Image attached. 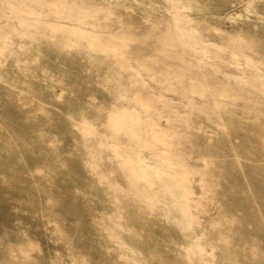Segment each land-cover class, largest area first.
<instances>
[{"label": "rangeland", "instance_id": "1", "mask_svg": "<svg viewBox=\"0 0 264 264\" xmlns=\"http://www.w3.org/2000/svg\"><path fill=\"white\" fill-rule=\"evenodd\" d=\"M190 1L191 7L184 9V13H188L189 24L185 16L180 15L183 13L177 16L176 5L171 6L173 0H0V44H5L1 49L2 57L5 59L0 64V141L11 149L9 150L13 152L12 155L19 156L17 160L16 157H6L5 150L0 144V264H18L15 261L20 260L19 257L23 251L26 252L27 264H84L85 262V264H118L115 260L116 248L107 246L105 234L98 233L93 222L94 217H101L107 210V206L100 200V194L96 195L86 187L89 180L87 170L73 151L72 134L64 130L59 121H62L66 115L64 102L69 100L74 103L77 113L73 114H78L77 119H84L92 114L86 113L91 104L100 103L105 99L106 101L114 99L117 102L121 96L117 85L119 79H114L117 82L110 85L108 89L99 82H95L98 70L90 73L85 61L89 56L93 58L98 56L97 49L81 44L69 45L67 42L70 40L75 39L83 43L86 38L87 40L89 37L93 38L92 41L98 42L100 48L107 47V50L116 53V61H118H115L117 65L114 63L117 66L116 73L130 72L125 63L131 61L135 64L137 60L136 67L139 66L138 69L144 76L147 74L146 77L150 79L154 73L164 71L168 67L171 70L172 66L169 62L174 58H182L187 62L191 60L189 63L198 65L202 71L193 74L186 69L183 73L184 79L181 80L182 87L184 85L186 87L188 83L195 85L203 81L202 74L206 75L208 85L206 82L205 85L209 93L207 97L211 104H221L231 108V113L248 114L252 118L264 115L263 109H257L256 106L259 103L253 100L251 93L246 97L241 92L232 90L236 88L235 83H243L239 79L242 77L237 75L245 73V69L247 71L245 64L232 65L228 61H223L226 51L233 48L230 40L239 38L242 44L237 45L239 53L248 57L251 64L264 70V0ZM54 6L59 10L57 13L49 11ZM249 7L250 9H247ZM173 8L177 13H173ZM76 10L78 12L75 13ZM22 19L27 22L20 25L19 21ZM19 25L23 32H17ZM92 26L98 28L95 30L84 28ZM89 32L92 36H88ZM82 34L87 36L84 37ZM120 35L124 38L120 39ZM157 35H160L159 38ZM96 36L102 40L97 41ZM169 36L176 43L175 49H171L168 45ZM148 39H158V41L141 44ZM189 41H193L192 46ZM205 48L215 53L214 57L218 59L215 66L207 62ZM177 53L178 55H175ZM166 54H169L168 58ZM159 59L162 61L160 62ZM151 60L157 63L153 61L154 65ZM164 61L166 66L168 65L167 68L163 64ZM22 62L29 67L19 68L18 63ZM119 65H121L120 70ZM218 68L224 72L219 73ZM120 73L117 75L120 76ZM211 73L217 74L221 81L214 79ZM136 76L139 75L136 74ZM261 78L264 80V74ZM25 82L40 91L35 94L39 100L36 102H40L46 113H40L31 105L17 104L18 93L21 92V88L25 89L26 86L22 84ZM154 91L156 97L158 95V98L162 97V100H166L164 97L167 95L164 93L162 84L158 83ZM184 97L182 94L177 102L185 107L187 103ZM129 99L133 100L134 104L131 117L135 126L134 135L137 136L117 126H114L117 131L114 129L112 134L115 137L117 135V138H120L125 145L135 142L133 137L136 138V142L145 145L141 160L146 166L153 167L158 165L157 155H162V152L166 151L165 147L167 149V146L171 144L168 138L170 137L172 141V132L166 128L165 123L166 117L172 113H149L146 105L135 93L131 94ZM224 113L223 110L213 113L218 115L219 121L212 125L213 128H224L220 134L203 131L194 126L182 128L176 132L180 136L178 135L179 143L177 140L175 143L182 144L184 147L181 162L192 169L200 168L201 173L197 176L200 177L202 174L206 187L202 191L196 183H192L197 198L207 205L204 212L200 211L202 214L198 213L197 221L201 223L196 222L197 225L190 230V236L194 238L192 242L198 246L196 249L199 254L190 253L191 261H189L191 264H248L251 260L249 264H264V187L262 185L264 181V133L262 132L264 131L259 130L256 137L262 143L259 140L255 141L253 132L249 133L251 131L249 127H240L235 130ZM158 114L161 116H157ZM193 114H198V120L203 113ZM13 115L20 117L19 120L6 124L5 119ZM221 115L223 117L219 118ZM145 119L147 121L150 119L149 123H146ZM227 122H229L228 127L223 125ZM33 126L37 133H31ZM158 140L160 142L163 140L164 144ZM121 150L125 159L128 160L123 148ZM31 156H33V162L26 161ZM170 164H172L170 159L162 157V163H159V166L165 168ZM117 178L122 179L120 176ZM143 182L144 179L141 178L140 183L143 184ZM80 188L83 190L82 194L78 191ZM237 221L240 223L238 224ZM160 224L168 242L148 238L147 234L154 230L150 220L134 227L128 218L126 229L137 232L136 242L148 258L162 256L165 261L166 257L169 258L167 263L179 264L176 255L174 257L169 247L164 246V243L181 244L178 234L171 222L166 221ZM222 240L225 243L230 241V243L225 245ZM6 244L8 246L4 248ZM215 253L216 256H214ZM4 258H7L9 262L6 263Z\"/></svg>", "mask_w": 264, "mask_h": 264}, {"label": "bare ground", "instance_id": "2", "mask_svg": "<svg viewBox=\"0 0 264 264\" xmlns=\"http://www.w3.org/2000/svg\"><path fill=\"white\" fill-rule=\"evenodd\" d=\"M170 3H171V1H170ZM170 3H169V6L171 5ZM172 4L173 5H171V6H173V7H175L174 5H176L175 8L177 9V12H178L177 13L175 11V9L173 8L174 9L173 13L176 12L177 16H180V15L182 17L185 16L184 17L185 20L190 24V19L187 16L188 13L187 14L184 13V9L186 8V10H187L191 7V5H192L191 1L190 0H173ZM201 9H203V8H201ZM247 9H250V7ZM49 11L53 12V13H57L59 10L56 8V6H54ZM72 12H74V11L72 10ZM76 12H78V10H76L75 13ZM180 13H183V14H180ZM178 14H180V15H178ZM257 16H259V15H257ZM88 19H86V20L91 21ZM171 21H172V19H171ZM26 22L24 19H22L19 21V24L22 25V24H25ZM20 25L17 28V32H20V31L23 32V30L21 29L22 27ZM78 27H83V26L78 25ZM185 27H186V25H185ZM185 27H184V29H185ZM189 27H192V26H189ZM84 28L88 29V30H95L98 27L92 26V27H87V28L84 27ZM107 29H110V28H107ZM170 29H171V27H170ZM79 30H81V29H79ZM194 31H195V29H194ZM107 32H110V31H107ZM178 32L180 33L179 30H178ZM90 33L91 32H89L88 36H92V35H90ZM94 33L96 34L97 32H94ZM184 34L188 35L187 33H184ZM77 35H79V34H77ZM82 35L84 37L87 36L84 34H82ZM159 36L160 35H157V38H159ZM180 36H184V35H180ZM93 37H94V35H93ZM169 37H170V40L168 42L169 43L168 45L170 46L171 49L172 48L175 49V47H177L175 45L176 43L173 42L171 36H169ZM96 38H97V36H96ZM116 38H118V36H116ZM121 38L123 39L124 37L121 36L120 39ZM88 39L89 40H87V38H86V40H84L83 43L82 42L80 43L78 40H75V39H72L67 43L69 45L81 44L85 47L97 49L98 56H96L94 58L90 57V56L87 57L85 64H87L89 66L88 71L90 73H92L91 71L95 72L96 70H98L94 80H95V82L96 81L99 82L105 89L110 88L111 87L110 85L117 82V81L115 82L114 79H116V78L119 79L117 82L118 91L121 95L117 99L118 100L117 102H119V103L117 104L116 100H114V99L109 100V101H106V99H105V100H102L100 103H95L93 101L95 104L89 105V108H88V110H86V113H92V114L95 113V114H93V115L90 114V115L84 117V119H77L76 116L78 114L77 115L73 114V113H77V111H75V108L73 106L74 103H73V101L69 100L66 103L64 102V104H66V109H65L66 115L63 117L62 121H59V123L61 122V126L64 130H66L67 132L72 134V137H73L72 140H73V145H74L73 151L75 154H77L79 156V160H80L81 164L87 170L86 173H88V175H89V180L87 181L86 187H88L96 195L100 194L99 195L100 200L104 201V204L107 206V210L102 213L101 217H99V216L94 217V220H93V222L95 223L94 227H95L96 231H98V233H104L105 234V236H106L105 242L107 243V246H113L116 248L115 260L117 261L118 264H169L170 262L167 263V259H169L167 257H166V261L164 260V257H162V256H159L156 258L151 256V258H148V255H146L143 252L141 247L136 242L137 232L135 230L132 231L128 228L126 229L128 218H129V221L133 223L134 227H138V226L144 224L147 220H150L153 224L154 230L152 231V233L147 234L148 238H150V239H162V241L168 242L169 240L165 238V233L162 232L163 229L160 226L161 225L160 223L169 221L173 224L175 231L177 232L178 237L181 241L180 242L181 244L170 245V244L164 243V246L169 247L170 251L172 253H174L173 254L174 257L176 255V258H177L179 264H191L190 263L191 259H189L190 253H193V254L196 253L197 254L198 250L196 249L197 245L196 246L194 245L195 242L194 243L192 242V239H194V238H191L190 230L195 225H197L196 222H198L197 221L198 213L200 211L205 210L206 205H207L206 203H203L200 198H197V196L195 195V189L193 188V184L196 183L198 185V187L200 188V190L204 191L206 188L205 187V180H204L205 178L202 176V174L200 177L197 176L198 173H201L200 168L192 169L191 167H189L186 164L181 162L182 151H183L184 147L182 146V144H180V145L178 144L179 143V140H178L179 134H177L176 132L182 128L184 129L186 127L194 126V127L200 128L203 131H212V132H214V134H220L224 130V128L223 127L222 128H220V127L213 128L212 125L219 122L218 121V115L213 114V113H214V111L217 112V111L223 110L225 112L224 116H226L229 119V121H231V124L235 130H238L240 127H243V128L249 127L251 129V131H249V133L253 132L254 140L255 141L259 140L262 143V141L256 137H257V133L259 130L264 131V115H257L256 117L252 118L251 115H248V114L231 113V110H230L231 108H228V107L223 106L221 104H211L210 99H208V97H207V95L209 93H208V89L205 85V82L208 85V82L205 78L206 75L202 74V76L204 78V79L202 78V80L204 82L199 81V83H197L195 85L192 83H188V84L186 83L187 84L186 87H185V85H184V87H182L183 82L181 80L184 79L183 73L186 69L193 72V74L194 73L198 74V72L200 73V71H202L198 65L194 66L193 64H190L189 62L191 60L190 61L188 60V62H187V61L183 60L182 58H174L173 57L174 59H172L169 62V65L172 66L171 70H169L168 65L166 66L165 61H164L163 64L166 66V68L167 67L168 68L164 71L160 70L161 72H158V73L153 72L154 75L151 76V79L146 77L147 74L144 76L143 72H141L138 69L139 66L136 67V61L137 60L135 61V64L131 61H128V62L125 61L126 66L130 69V72L120 73L121 71H119L117 73H120V76H118L117 73L115 72L117 70L116 69L117 68L116 62H118V61H116L117 60V57L115 56L116 53L109 51V49L107 50L106 46H104V47H106L105 49L100 48L98 45L99 44L98 42L92 41L93 38L89 37ZM98 39L102 40L100 38H97V41H98ZM240 40L241 39H239V38L231 39L230 44L233 46V48L229 51H226V53H225L226 56H223V61H228L232 65L242 63V64H245V66L247 68V71L245 69V73L243 72V73L237 75V77H242L239 79H241V81L243 83L242 84H238V82L235 83L236 88L232 89V90H234V91L237 90L238 92H241L246 97L250 96V93H251V95L253 96V100L259 103L256 106L257 109H259V110L263 109L264 110V80L261 78V75L264 74V70L262 68L256 66V65H254V64H251L248 57L243 55V53L242 54L239 53L237 45L241 44ZM105 41H107L106 38H105ZM153 41H158V39L157 40L156 39L144 40L141 44H147V42L151 43ZM191 42H193V41H191ZM191 42H190V45H191ZM102 43L104 44V41H102ZM202 44L204 45V43H202ZM158 45H160V44H158ZM3 46H5V44L1 43L0 44V64H2L4 62V59H5L4 57H2V54H1V49L3 48ZM121 46H123V45L121 44ZM191 46H189V47H191ZM62 47H64V46H62ZM118 48H120V47H118ZM122 48L124 49V47H122ZM126 49L127 48H125V50ZM185 49H187V47ZM195 50L198 51L199 48H198V50L197 49H195ZM118 51H120V50H118ZM205 52L207 54L206 55L207 56L206 57L207 62H209L210 64H213L215 66L217 64L216 62L218 60L214 57L215 53L214 52L211 53L210 50H208L207 48H205ZM157 53H158V51H157ZM168 53H169V51H168ZM118 54H120V53H118ZM175 55H178V53ZM180 55H181V53H180ZM119 56L121 57V55H118V57ZM168 56H169V54L167 55V58H168ZM154 58H155V56H154ZM135 59H137V58L135 57ZM163 59H164V57H163ZM118 60H122V59H118ZM154 60H156V58ZM167 60H169V59H167ZM139 61L141 62V60H139ZM159 61L161 62L162 59H159ZM154 62H153V64H154ZM114 63H116V65ZM155 63H157V62H155ZM18 64H19L18 67L22 68V69H24V68L27 69L29 67V66L27 67V65L23 64V62L18 63ZM141 65H142V63H141ZM120 66L121 65H119V67H118L119 70L121 69ZM144 66H146V65H144ZM156 66H157V64H156ZM140 68H141V66H140ZM146 69H147V67H146ZM126 71H127V69H126ZM217 71L219 73L224 72V71L219 70V68ZM134 72L136 74H138L139 76H136V74H134ZM146 72H148V71H146ZM211 76L214 79L221 81L217 74L211 73ZM172 80H174V82H172ZM158 83L162 84V87L164 89V93H166V95H167V97H164V98H166V100L165 99L162 100V97L158 98V95H157V97L155 96L154 87H156L158 85ZM22 84H24L26 87H25V89L21 88L22 89L21 92L18 93L19 95L17 97V104H19L20 106L31 105V107H33V106L36 107L37 110L40 111V113H46V111H44L43 108L41 107L40 102H38V103L36 102L39 100L35 97V94L39 93L40 91L37 90L36 88L32 87L28 82H25ZM112 91H115V90L112 89ZM133 93L137 94L140 97V99L146 105L145 107L149 111V113H154V114L155 113H166V112L172 113L166 117V123H165L166 125L165 126L168 130H170L172 132L171 133L172 134V141L174 143L171 141V138L169 137L168 141L170 139L171 144H169L170 142L168 143L169 145L167 144L168 145L167 149L165 147L166 151L162 152L158 148L159 151H161L163 154L159 155L157 153L158 155L156 158L158 161V165H155L153 167L152 166H146V164L142 162L141 156L143 155L144 150H145L144 148L146 146L140 142L139 143L136 142L135 137L137 135L136 136L134 135L135 126L133 123V118L131 117V111L134 110V104L132 103L133 100L130 101V99H129L130 95ZM182 94H184V96H185L184 101L187 103V106H185V107L182 106L181 104H178V102H177ZM159 96H160V93H159ZM65 99H67V98H65ZM95 100H97V99L95 98ZM216 101H218L217 98H216ZM135 105H136V103H135ZM139 106H137V107H139ZM142 108H144V107H142ZM139 111H141V110H139ZM143 111H146V110H143ZM48 113H52V112H48ZM54 113H56V112H54ZM145 113H147V112H145ZM193 113H203V114L197 120L198 114H193ZM81 116H83V115H81ZM157 116H159V114ZM220 117H223V115L219 116V118ZM19 118L20 117H18L17 115L10 116V117L5 119V123L11 124L12 122H17L19 120ZM150 119H151V117H150ZM149 120L147 121L145 119V121H147L146 123H149ZM157 123H159V122H157ZM138 124H141V123H138ZM136 125H137V123H136ZM223 125L228 127L229 122H227V124L223 123ZM54 126H55V124H54ZM114 126H117L118 128L126 129L129 132V134L133 133V135L135 136V137H133V139H135V142H132L130 145H125L124 143H122L120 138H117V135L115 137V135L112 134V132H114V129L116 130V127L114 128ZM148 128L152 129V127L151 128L148 127ZM31 129L30 130H31L32 134L37 133L35 126L31 127ZM139 129H140V127H139ZM118 130H120V129H118ZM136 131H137V129H136ZM130 132H132V133H130ZM160 133H161V131H160ZM263 133L264 132H262V134ZM38 134L40 135V133H38ZM155 134H157V133H155ZM118 135H120V134H118ZM165 135H163V137ZM157 136H159V135H157ZM140 139H143V138H140ZM145 139H147V138H145ZM176 140L178 142L177 144L175 143ZM254 140H251V141H254ZM158 141L160 142V140H158ZM0 142H1L0 144L3 146V149L5 150L4 153L6 154L5 155L6 157H10V156L16 157V160L19 158V156L12 155L13 152L10 151L11 149L7 148L6 145L5 146L3 145L4 144L3 141H0ZM144 142H146V141H144ZM161 142H163V144H164L163 140H161ZM16 147H17V145H16ZM122 148H123V151L125 152V154L128 156V158H127L128 160H126L125 157L123 156V154L121 152ZM199 151H200V149H199ZM189 154H190V152H189ZM162 157L170 159L172 164H170L168 166L166 165L165 168H161V166H159V163H162ZM26 161L33 162V156H31L29 158V160L27 159ZM135 164H137V165H135ZM144 164H145V166H144ZM39 168L42 169L41 167H39ZM31 172L33 173L32 170H31ZM22 175H25V174H22ZM118 176L122 177V179L119 180L117 178ZM196 177H197V179H196ZM141 178L144 179L143 184L140 183ZM262 185L264 187V181H263ZM226 190H227V188H226ZM78 191L81 194L83 193V190L81 188L78 189ZM47 199H49V198L47 197ZM55 202H56V200H55ZM131 205L133 206L132 208H131ZM224 217H225V215H224ZM198 218H200V217H198ZM63 222H64V220H63ZM198 223H201V222H198ZM215 223L218 225L217 222H215ZM239 223H240V221L238 222V224ZM168 224H170V223H168ZM230 224L232 225L231 222H230ZM218 226L220 227V225H218ZM256 226H258V225H256ZM200 227L201 226L199 225V228ZM241 230H243V229H241ZM74 231H75V229H74ZM202 232H203V230H202ZM247 233H245V234H247ZM198 234H199V232H198ZM198 234H196V236ZM194 235H195V233H194ZM251 235L253 236V233L250 234V236ZM218 236H219V234H218ZM195 238L197 239V237H195ZM239 238H240V236H239ZM242 238H243V236H242ZM205 239H206V237H205ZM220 239L221 238H219V240ZM223 239H224V237H223ZM90 240H91V238H90ZM197 240H194V241H197ZM236 240H237V238H236ZM242 240H244V239H242ZM92 242H93V240H92ZM222 242H224L225 245L230 243V241H228L229 243L226 242L227 243L226 244L225 241H223V240H222ZM260 242H261V240H260ZM67 243L69 244V242H67ZM7 246H8V244L4 245L3 247L5 248ZM68 246L70 247V245H68ZM199 246H201V245H199ZM213 247H214V245H213ZM253 247H255V246L253 245ZM100 248L101 247H99V249ZM204 248H206V247H204ZM251 248H252V246H251ZM202 249H201V251H202ZM71 250L73 251V249H71ZM100 251H102V250H100ZM106 252H108V250ZM82 254H81V257H82ZM100 254H102V253H100ZM208 254H209V252H208ZM78 255H79V253H78ZM87 256H89V255H87ZM102 256H103V254H102ZM212 256H213V254H212ZM214 256H216V253ZM97 258H98V256H97ZM4 259L6 260V263L9 262V260L7 258H4ZM19 259H20L19 261L16 260L15 262H17L18 264H27L25 251L22 252ZM76 260H77V258H76ZM81 260H83V259L81 258ZM172 260L174 261V259H172ZM201 260H202V258H201ZM102 261L103 260H101V262ZM212 262H214V261H212ZM236 262H237V260H236ZM239 262H240V260H239ZM242 262H243V260H242ZM244 262H247V261H244ZM249 262H248V264H249ZM51 264H54V263H51ZM245 264H247V263H245Z\"/></svg>", "mask_w": 264, "mask_h": 264}]
</instances>
